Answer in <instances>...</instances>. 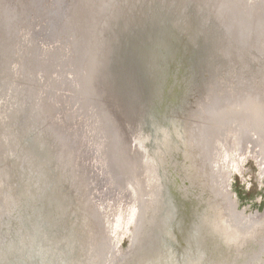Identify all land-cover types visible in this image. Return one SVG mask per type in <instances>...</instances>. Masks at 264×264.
Wrapping results in <instances>:
<instances>
[{"label":"bare ground","instance_id":"obj_1","mask_svg":"<svg viewBox=\"0 0 264 264\" xmlns=\"http://www.w3.org/2000/svg\"><path fill=\"white\" fill-rule=\"evenodd\" d=\"M21 1L0 0L4 44L0 47V203L6 198L5 210L13 211L15 203L21 202L13 217L0 216L6 219L0 225V264H264V239L257 240L264 222L263 226L253 223L264 220V211L244 215L231 203L220 174L213 170L219 145L226 144L234 154L243 145L242 135L255 146L261 147L264 141V101L253 99L251 89L256 91L259 84L248 74L259 75L252 67L264 66V0H252L250 5L243 0H98L89 5L96 4L98 20L93 25L109 22L105 40L101 37L91 46L88 31L82 76L70 84L80 94L88 91L86 86L79 88L80 82L84 85L86 80L88 56L95 64L94 49L101 47L97 51L103 54L101 70L111 66L117 76L96 74L97 79L91 75L88 80L96 83L94 95L106 102L107 112L120 124L119 131L114 127L117 134L108 128L110 137L114 135L109 154L113 160L124 157L140 215L131 249L118 260L110 254V259H104L109 231L94 219L87 169L78 167L76 161H80H75L65 138L54 136L62 133L48 99L58 84L47 86L31 47L18 60L13 58L15 70L8 68L17 30L26 25L20 22L26 9ZM89 6L78 27H84L81 23L88 18ZM220 23L227 28H220ZM172 26L185 29L193 39ZM77 36L82 44V33ZM82 49L77 46L80 54ZM49 67L42 69L48 73ZM134 80L141 91L130 87L125 97L126 87ZM81 97L73 96V100ZM175 141L189 152V159L169 153L178 151ZM169 143L173 148H167ZM187 162V169L191 163L190 171L200 175L197 189L204 194L185 190L191 186L183 176ZM154 165L159 176L155 196L142 190L144 177L148 182L152 175H147V168L154 170ZM14 172L19 176L14 192L19 202L10 193ZM108 242L112 247L115 241Z\"/></svg>","mask_w":264,"mask_h":264},{"label":"rangeland","instance_id":"obj_2","mask_svg":"<svg viewBox=\"0 0 264 264\" xmlns=\"http://www.w3.org/2000/svg\"><path fill=\"white\" fill-rule=\"evenodd\" d=\"M24 1L26 4L25 15L21 17L20 22H22L23 20L24 22H26V25L25 28L21 31L19 44L17 45V47H15L14 59L17 58L18 60L19 55H22L25 50H30L32 43L33 47L31 48L34 49V53L36 52V62L39 63L42 68L46 65H48V67L50 66L49 74L45 73L42 68L39 72V74L42 73L45 76L44 80H46L47 86L49 87V84L51 85L52 83H54V81H56L58 85H62L64 87L63 93L65 94L63 95L62 93L63 98L61 95L60 101H57L56 97H54L55 99L50 97L49 99L47 98L48 101L54 104L53 117L56 122L62 127L61 129L64 130L65 139H69L71 141V150H74L76 155L83 157L85 162L88 163L87 166H90V176H94L93 192L95 201L102 211L105 219L104 222L108 229L107 231H109V236L112 238V241L114 239L115 248L117 250H124L128 247L131 236L133 237V233L135 232L136 227H138L139 222L137 223V221H139L140 218V215H138L139 210L136 206L137 203L135 195L133 193V189L129 185L123 187L118 186V183H114L109 174L102 172V166L98 159V142L90 140V137H94L95 133L91 130L89 121L87 120V118H85L86 116H83V114L76 111L75 108L72 107L68 96L69 81L66 82L65 79L71 81L75 76L71 70L72 65L70 60L71 54H73V47L71 43L72 38H70L69 36H65L64 33L61 32V29H58V32L54 34L50 29V24L48 29V23L45 26V20H49V17L51 16L56 21H59V18H63L62 23H65L64 19L68 22L70 14L75 12V7L76 4H79V0ZM245 1L248 4L251 2V0ZM30 3L32 5H30ZM51 47L53 48V51ZM56 48L57 50H55ZM44 53H51V55H43ZM17 60L11 61L9 67L10 71H12L11 68L14 69V64L15 62H17ZM52 67H54V71L52 70ZM255 69H257L256 72L257 74H259L257 75L259 78L257 76H254L255 73L253 70ZM251 71L253 72L248 71V74L251 78L254 79L256 85L259 84L256 91L254 89H251V93H253V99H260L261 97L263 98L261 101H264V66L260 68L257 66L252 67ZM62 80L65 81L66 84L63 83ZM261 90L262 92H257ZM257 101L261 102L259 100ZM262 110L264 113V108ZM70 111L72 112L70 113ZM176 136L178 137L177 134ZM94 138L95 140H97L96 137ZM177 143L178 142L175 141L174 144H176L177 146ZM223 145H219L218 150L216 149V153H214L213 156V163L215 164L214 173H216L217 169V172L220 174L219 179L223 180L224 189L231 196L230 199L233 200L231 201V203L234 202V204L237 205V209L242 211L246 216L262 213L264 211V171L261 168L264 167V141L262 142L261 139L260 147L259 145H253L251 141L243 140L241 145L244 147H238L237 152L234 154H232L231 151L227 147H225L226 144ZM166 146L168 149L173 148V145H171L170 143ZM257 147L259 148V150L257 149ZM177 148L178 151L174 152V150L171 149L169 150V153H173L176 155L179 153V156L181 153L184 160L187 159V157L188 159L191 157H189V152L187 154L178 146ZM256 149L260 152V158H263H261V164L259 161V157H257L258 155H256ZM227 151L229 152V154ZM188 163L189 162H187L186 166H183V176L185 179H187V181L191 183V186L185 187V190L192 194L198 193V195H201L202 191V194H204L203 189H197V187H201V185L199 184L202 183V181L200 180V175L198 176L197 174L190 171L191 163L189 169H187ZM153 168L154 170L152 169V167L147 168V175H152L148 182H146V176L144 177L142 182V190L148 191L150 193L153 192L155 196V190L158 187L156 186L158 185L157 178H159V176L157 175L158 167L154 165ZM173 168L176 170V172H178V167ZM202 177L203 179L205 178L203 175ZM146 187H148V189ZM172 191L170 192L172 193ZM174 199L176 200V198ZM146 207H148V205ZM82 209L86 210L84 206H82ZM244 219L254 220L250 218ZM259 221L253 223L257 224V226H263L262 223L264 222V220ZM184 223L185 222L182 219L180 224ZM257 234V240L261 241L264 239V226L262 227V230L257 232Z\"/></svg>","mask_w":264,"mask_h":264},{"label":"water","instance_id":"obj_3","mask_svg":"<svg viewBox=\"0 0 264 264\" xmlns=\"http://www.w3.org/2000/svg\"><path fill=\"white\" fill-rule=\"evenodd\" d=\"M15 2L17 3V0H15ZM97 2H98V0H79V4L78 5L76 4L75 12L70 14L68 22L64 19L65 23H62L63 18H59V21H56L54 18H52V16L49 17L50 18L49 20H45V26L48 23L47 27L49 29V24H50V29H51V31L54 34H56L58 32V29H61V32L64 33L65 36H67V37L69 36L70 38H72L71 43H72V47H73V54H71L70 60H71V65H72V69L71 70H72L73 74L75 75L74 79L80 78L82 76V61L84 59L85 39L87 37L88 31H89V34H90V37L88 36V38L90 39L91 46H95L96 42L94 43V41H96L97 39H100L101 37H102V41L105 40V39H103V38H105L104 34L106 33L105 26H107V24L109 22H106L104 24L103 21H100L97 25H93V23L96 20H98V16L96 14H94V11H95L94 10V6L97 4ZM251 2H252V0H251ZM251 2L248 4L245 0H243V3L246 4V5H250ZM92 3H96L93 6V8H91L89 6V5H92ZM86 5H88L89 8H91L90 9L91 11L88 12L89 14H88V18H87L86 22L85 23L84 22L81 23V24H84V27L81 28L80 26L78 27V25H80V19H81V16H82L81 14L83 13L84 9L86 8ZM261 9L263 10V8H261ZM22 10H23V5H22ZM15 11H17V10H15ZM23 11L25 13V10H23ZM24 13H23V15H25ZM183 14H184V12H183ZM18 17H19V15H16L17 19H18ZM5 20H7V23L9 24V16H7V19H5ZM91 20H93V22H91ZM90 22L92 23V26H90V28H89V23ZM219 26H220V28L222 27L223 30L225 28H227L224 25H222L221 23L219 24ZM238 27H237L236 32L240 35L241 31L238 29ZM172 28L176 29L175 26H172ZM8 31L9 30H7V32ZM176 32L179 33L180 35H183V36L189 34V33L187 34L185 29H181V30L176 29ZM79 33H82V38H83V43L82 44L80 43L79 37L77 36ZM226 35H228V34H226ZM20 37H21V30L19 29V30H17V33H16V38H15L16 40H15L13 46L10 48V55H9L10 58H8V66L9 67H10L11 61L14 58L15 47H17V45L19 44ZM242 37L244 38V36H242ZM187 38L188 39L189 38L193 39V37L192 36L190 37V35H188ZM194 38L196 39V37H194ZM31 45H32L31 47H33L32 43H31ZM80 45L83 47L81 54H80V50H77V46H79V48H80ZM2 46H4V44H3V41L1 40L0 41V47H2ZM100 48L101 47H96L94 49L95 50V54L97 55V62H95V64L91 65L90 55L88 56V59H87L88 61L86 62V68H87L86 80L85 81L82 80L84 85L79 81L80 84H81V86H79V88H82V87L86 86L88 88V91H85L84 94H82V93L80 94L76 90V88L70 84V80L65 79V81L66 82L69 81L68 96H69V99H70V103L72 104V107H74L76 111H78L81 114H83V116L84 115L86 116L85 118H87V120L89 121V126H90L91 130L95 133L94 137H96L97 140L98 139L100 140V141L98 140L100 142V145H101L99 147V158L98 159H99V161L101 163V166H102L101 167L102 168V172H105V173L109 174L110 177L113 179L114 183H118L117 184L118 186L123 187V186L129 185L128 184V183H130L129 181H133V180L129 179L130 178L129 172L124 170V169L127 168L126 165H125L124 159H123L124 157L121 158V159L117 158V160H116V157H114V160H113V158H111V155L109 154V152L113 150V148H112L113 147V143L111 144L110 138L112 140L113 136H114L112 134L111 137H110L109 133L114 132V134H117L116 130L117 131L120 130L119 129L120 128V124H119V122L117 123L116 118L113 117V115L110 112H107V110H106V102L105 103H101L100 100L97 98V96L94 95V92L98 91V88L96 87V83L88 80L91 75H94L95 78H96V74H97V77H99V74H100L103 78L104 77H108V75H110V77L112 76V78H116V76H117V75H115L114 71L112 70L113 67H111V66H108V68H107V66L106 67H102V70H101L100 67L102 65L103 54L100 53V55H99L98 52H97V51L100 50ZM162 50H164V49H162ZM25 52H26V50L24 51L23 54H25ZM34 55H35V60H36V52L34 53ZM19 56H21V55H19ZM76 59H78V60H76ZM74 62L77 63L76 70L73 68L74 67ZM37 67H38V70L41 71L42 66L39 63L37 65ZM53 69H54V67L52 68V70ZM152 70L153 69H151L150 73H154ZM48 74H49V72H48ZM98 80H99V78H98ZM65 81L62 80V82L66 84ZM85 82H86L87 85H85ZM128 82H129V80H127V84H128ZM53 84H58V83L56 81H54V83H52V85ZM149 84H150V81H149ZM130 87H135L136 89L141 91L139 89V86L137 85L136 81L134 80L133 83L132 82L130 83L129 87H126L125 97L128 94V91H129ZM40 90H41L40 87L37 86V91H40ZM63 92H64V87L62 85H58V86L54 85V91L52 90L51 94H49V97L50 98H54V96L56 94H58L56 100L60 101L61 100L60 96L62 95ZM64 94L65 93H63V95ZM63 95H62V98H63ZM80 95L82 97L79 100L75 99V100L78 101V102H75V100H73V96L80 97ZM84 99H86L87 102L83 101ZM70 109H71V106H70ZM137 111H141V109H138ZM230 114L235 115V116L232 117V118L235 119L236 114H235V112L233 110H231ZM254 119H255V117H254ZM32 120L35 121L34 122L35 124L38 123L37 120H35V118H32ZM54 121H55V125L58 127V130L60 129L61 133H62V134L60 133L62 135L61 136V135H58V132H56V134H54V136L55 137L59 136V138L60 137L61 138H65L64 130L61 129L62 127L56 122L55 119H54ZM114 127H115L116 130L114 129ZM143 127H144V125H143ZM143 127H142V135L144 136ZM108 128L111 130V132L109 131ZM95 130H97V131L95 132ZM242 139L245 140V141L246 140L251 141L250 139H248V136H243L242 135ZM65 140L67 141V143L69 145V148H70L71 141L69 139H65ZM97 140H95V141H97ZM121 141H122V139H121ZM251 143L253 145L256 144L253 141H251ZM72 155L75 157L74 158L75 161L76 160L80 161L79 163L76 161L78 167L81 168L82 166H84L87 169V171H88L89 178H88L87 181L89 182V184L87 186H88V189L91 190V194H89L88 198L91 201V204L94 206V212H95L94 213L95 214L94 219L97 218L96 219L97 221L99 219L100 225H101L100 228H103V230L105 231V229H106V225H105V222H104L105 219H104V216L102 214L101 209L99 208L98 204L95 201V196H94V192H93V190H94V186H93L94 176L93 177L90 176V166L89 165L87 166L88 163L85 162L83 157H80V156H78V155H76L74 153ZM124 156H125V158H129L128 154L124 155ZM59 157L60 156H58V162H59ZM122 165H125V166H122ZM69 167H70V169H72V164H70ZM1 169H2V171H4L3 167H1ZM214 169H215V166H214ZM16 173H18V172H16ZM16 173L14 172V175L11 176V180L9 181V183H10V193H12L13 197H15L14 192H15V189H16V185L18 184V180H19V176ZM130 187H132V185ZM6 195H7V191H6ZM12 199L13 198L11 197V200ZM15 199H16V201H18V199L16 197H15ZM5 200H6V198L3 199L1 201V203H0V216L3 215L7 219L10 214H11V217H13V212L16 210V208H17V210H19L21 208V205H20L21 202L18 201L19 202L18 204L15 203L17 206H16V208L13 211H12V208H10L9 211H6L5 208H4ZM141 204H143V202ZM6 219L0 217V225H2ZM99 221H98V223H99ZM105 239H104V241H107V243H108V247L105 246L106 247V251L108 253L107 255H106V251L104 253V259L105 260L111 258V257H109V254L112 256V258L116 257L117 260H118V257H120V259H123L124 256L127 255L128 252L131 249L130 246H131V242L132 241L129 243V245H128V247L126 249L117 250L115 248V242H114L113 246L110 247V244L108 242V241H111V243H112V240H110L112 238L110 236H105ZM102 259H103V257H102ZM105 264H106V262H105Z\"/></svg>","mask_w":264,"mask_h":264}]
</instances>
